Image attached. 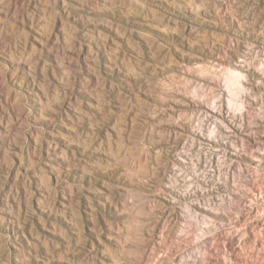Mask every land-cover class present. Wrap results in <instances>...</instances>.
Segmentation results:
<instances>
[{
	"label": "rangeland",
	"instance_id": "1",
	"mask_svg": "<svg viewBox=\"0 0 264 264\" xmlns=\"http://www.w3.org/2000/svg\"><path fill=\"white\" fill-rule=\"evenodd\" d=\"M0 264H264V0H0Z\"/></svg>",
	"mask_w": 264,
	"mask_h": 264
}]
</instances>
